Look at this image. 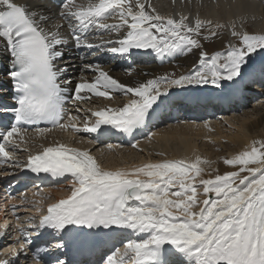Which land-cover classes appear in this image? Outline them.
<instances>
[{
    "label": "snow or ice",
    "instance_id": "1",
    "mask_svg": "<svg viewBox=\"0 0 264 264\" xmlns=\"http://www.w3.org/2000/svg\"><path fill=\"white\" fill-rule=\"evenodd\" d=\"M224 27L199 17H165L150 0H61L55 10L47 0H0V47L11 61L3 79L14 90L5 93L0 87V96L14 100L11 106L0 105V159L11 157L9 147L18 149L16 138H23L25 124L46 121L80 131L75 123H60L69 101L123 94L126 101L92 112L95 120L91 126L85 122L83 130L133 134L177 88L195 92L211 85L231 97L259 86L264 94V34L232 25L231 37L239 43L230 40L223 51L209 54L202 41L218 38L217 30ZM113 33L116 38H111ZM70 43L75 49H104L121 56L133 50L170 57L195 50L198 56L187 73L128 83L99 63H89L83 70L97 74L81 77L72 88L71 62L64 60L63 51ZM154 135L149 133V138ZM223 162L237 170L201 178L197 184L201 165L207 163L198 155L191 161L147 162L132 170L106 169L88 150L63 143L43 147L28 156L24 167L52 177L70 175L71 193L50 204L38 223L19 228V248L12 247V258L0 264H73L61 258L77 242L73 234L88 237L104 231L135 236H121L117 243L123 247L113 245L104 264H264V140L253 141ZM257 162L259 167H249ZM199 185L203 201L198 200ZM48 230L51 239L33 247ZM7 234L0 230V238Z\"/></svg>",
    "mask_w": 264,
    "mask_h": 264
},
{
    "label": "bare ground",
    "instance_id": "2",
    "mask_svg": "<svg viewBox=\"0 0 264 264\" xmlns=\"http://www.w3.org/2000/svg\"><path fill=\"white\" fill-rule=\"evenodd\" d=\"M47 3L53 10L59 6L51 3L49 0H47ZM150 3L159 14L165 17L173 16L178 18L180 15H186L193 20L199 17L202 20H211L213 24L226 25V27L217 30L218 38L216 40L218 43L225 42L227 45L230 40L233 44L239 43L236 38L231 37L232 25H235L238 31H246L249 34H264V0H150ZM108 22L113 23L115 20L110 19ZM204 31L207 34V31ZM91 35L95 36L96 33L93 32ZM99 35L108 36L107 33H100ZM111 38H116L115 33L112 34ZM202 43L204 50L209 54L215 52L210 49L208 41H202ZM63 51L65 52L64 60L71 62L69 64V75L73 79V84L70 86L72 88L75 87L76 81L81 77L90 79L97 74L83 70L84 65L93 63L96 59L99 61L98 63L101 67L109 71L110 75L118 78L121 82L128 83L135 82L136 80L153 79L165 74L187 73L193 68L198 56V51L195 50L194 54H183L175 57L167 55L159 56L150 51L144 53L143 50H133L131 55L121 56L107 52L104 49H75L71 43ZM148 55H150L151 59L148 58ZM9 66L10 60L7 58V53L3 47H0V87L3 88L5 93L9 91V88L4 82L3 77L6 75V68H9ZM216 91L217 93H221L223 90L216 89ZM261 93L262 89L259 86H253L251 90H242L236 93L231 97L234 98L238 94L241 97L230 105L228 111L223 112L220 117L208 114L207 117H212V119L208 120L205 115L201 114L194 119L180 117L179 124H175L172 123L169 113L164 114L160 122L153 124L154 127H152L151 132L155 133V135L151 138L149 136L143 138L135 142V146L127 145L128 143L119 144L118 142L107 146L106 143H110L109 140H105V142L94 140L91 136L88 137L83 129L85 122L88 123L89 119L93 117L91 115L92 112L105 106L115 107L118 101H126L128 99L123 94L113 92L111 98L93 96L91 99L78 101L75 104L72 101L68 102L71 105V111L75 112V117H77L72 123H75L80 128V132L71 127L69 129L59 128L54 130L44 128L42 129L43 131H24L23 138L18 137L16 141L19 142L20 146L32 149L31 139H34V142L47 140V144L50 146L57 144V141H54L57 138L60 143L70 147L90 151V154L96 159L100 158L97 161L106 169L122 168L132 170L147 162L165 159H185L191 161L198 155L202 160L207 161V163L201 165L204 168L201 176L204 179H208L214 177L211 169L218 168L219 163L232 169L221 170L220 174L226 171L237 170V166L226 165L223 162L224 159L231 158L240 151L245 150L253 141L264 140V94ZM182 104L184 105L186 102H182ZM73 141L75 142L73 143ZM20 146L16 150H13L11 147L10 149L14 152H21ZM122 150H137L138 152L136 153H139L140 156L135 159L130 158L131 156ZM218 156L220 157L219 160L217 159ZM25 157L28 158V155ZM20 161L22 162V160ZM12 165L14 164H1L0 173L11 172L13 168L18 166L20 167V172L26 170L20 162L16 163L14 167ZM259 166L258 162L249 165V167ZM16 173L19 172L16 170L14 174ZM242 175H247V173H243ZM69 178L70 182H67V185L58 186V184H50L40 190L32 186L31 188L25 187L11 191L13 196L11 200L16 201L18 199L14 196L17 192H19L18 196L20 197L26 196L31 199L35 197L36 201L41 204L44 201L38 198L40 192L45 194L44 197L46 199L50 195L57 199L61 198V195L66 198L72 190L73 178L71 176ZM19 183L20 179L16 177V179L10 181L8 184L9 187L14 188ZM3 186L6 187L8 185ZM7 192L10 193L8 189L4 191V193ZM3 206L5 210H8L9 206L8 213L12 217L17 218L14 212L15 208H11L13 206L12 202L6 201L3 203ZM37 212L39 213V210ZM3 214L4 210L0 213V226L3 225L2 221L5 220ZM10 218L8 216V219ZM21 222L20 220L18 224L20 225ZM16 237L18 236L12 235L8 242L1 244L0 250H3V252H0V260L12 258L11 252L4 253V251L10 250L12 247L19 248L17 247L19 243H15Z\"/></svg>",
    "mask_w": 264,
    "mask_h": 264
},
{
    "label": "rangeland",
    "instance_id": "3",
    "mask_svg": "<svg viewBox=\"0 0 264 264\" xmlns=\"http://www.w3.org/2000/svg\"><path fill=\"white\" fill-rule=\"evenodd\" d=\"M208 43H209V47H210V49L211 50H213V51H223L226 47H227V45H226V43L225 42H221V43H218V41L216 40V39H214V40H208ZM81 136H82V134H81ZM76 140V139H75ZM77 141V140H76ZM75 141H73V143H74ZM78 142V141H77ZM81 145V144H80ZM82 146V145H81ZM84 147V146H83ZM124 153H126L127 155H130L131 157L130 158H136V157H139L140 156V154L139 153H136V152H138L137 150H135V151H128V150H122ZM95 153H97V152H95ZM97 155V154H96ZM226 155H228V154H226ZM98 156V155H97ZM99 157V156H98ZM217 159L219 160L220 159V157L218 156L217 157ZM97 160H100V158H97ZM123 161V160H122ZM104 166V165H103ZM225 169H228V170H230L231 169V167H229V166H222V164L221 163H219V167L218 168H212L211 170H212V172L214 173L213 175L215 176L216 174H220V171L221 170H225ZM232 170V169H231ZM201 178H203L204 179V177L203 176H199V177H196V182H197V184H198V182H199V180L201 179ZM67 182H70V178H69V180H66L65 181V183H61V184H58V186H61V185H67L68 183ZM68 187V186H67ZM175 190V189H174ZM44 193H42V192H40L39 193V199L40 200H42V201H44V202H46L47 201V199H49V197H51L52 195H50L49 197H47V199L44 197ZM209 195H212V194H209ZM61 196H63V195H61ZM197 196H198V200H200V201H203V199H205L206 198V196H205V194L203 193V186L202 185H199L198 187H197ZM16 198H18L16 201H13V200H11V198H8V200H6V201H9L10 203L12 202V205H16L17 207L15 208V210H14V212L15 213H19V215H20V217H22L21 218V226L20 227H23V228H29L31 225H33V224H35V221H36V219H37V217H36V213H37V211L38 210H41L42 209V206H43V204H41L40 202H37L36 201V198L34 197V198H28V197H26V196H23V197H20V196H18V194H17V196H16ZM172 198H175V197H172ZM45 199V200H44ZM6 201H4V202H6ZM3 202V203H4ZM9 207V206H8ZM10 208V207H9ZM11 208H13L12 206H11ZM194 210H199V205L198 206H196L195 208H194ZM31 218V219H30ZM5 242H7V240H5ZM1 246V245H0Z\"/></svg>",
    "mask_w": 264,
    "mask_h": 264
}]
</instances>
